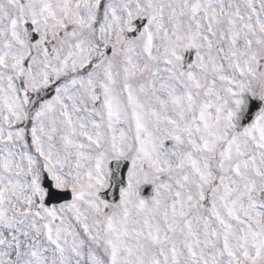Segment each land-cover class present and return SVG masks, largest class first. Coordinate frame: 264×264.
Segmentation results:
<instances>
[{"label":"snow or ice","instance_id":"1","mask_svg":"<svg viewBox=\"0 0 264 264\" xmlns=\"http://www.w3.org/2000/svg\"><path fill=\"white\" fill-rule=\"evenodd\" d=\"M0 264H264V0H0Z\"/></svg>","mask_w":264,"mask_h":264}]
</instances>
